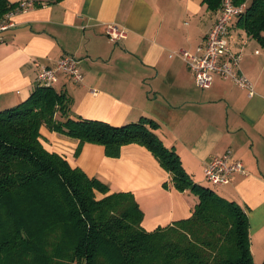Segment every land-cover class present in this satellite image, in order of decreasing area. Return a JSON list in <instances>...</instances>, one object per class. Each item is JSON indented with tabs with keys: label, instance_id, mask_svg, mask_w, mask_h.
Here are the masks:
<instances>
[{
	"label": "crops",
	"instance_id": "obj_1",
	"mask_svg": "<svg viewBox=\"0 0 264 264\" xmlns=\"http://www.w3.org/2000/svg\"><path fill=\"white\" fill-rule=\"evenodd\" d=\"M37 1L0 32V110L29 98L38 84L36 61L52 64L65 54L77 56L83 80L60 72L53 85L70 95L74 115L113 125L143 116L155 119L157 134L177 151L197 183L205 181V165L214 156L230 150L232 159L243 163L246 175L234 172L228 184L218 187L247 212L254 262L263 264L264 44L234 19L230 46L242 53L240 69L255 92L249 95L219 75L202 89L187 62L171 54L180 49L198 53L219 8L209 9L204 0ZM111 22L125 27L127 37L112 41L106 34ZM41 134L48 150L106 183L110 193L132 192L146 230L188 218L199 202L191 190L175 187L170 172L146 146L126 144L118 157H110L103 145L86 142L76 155L77 139L45 125Z\"/></svg>",
	"mask_w": 264,
	"mask_h": 264
},
{
	"label": "trees",
	"instance_id": "obj_2",
	"mask_svg": "<svg viewBox=\"0 0 264 264\" xmlns=\"http://www.w3.org/2000/svg\"><path fill=\"white\" fill-rule=\"evenodd\" d=\"M246 1L237 23L264 44V0H234ZM16 5L0 0V22ZM43 125L77 139L76 155L86 142L103 145L110 157L126 144L146 146L175 187L191 190L199 202L188 218L146 230L134 194L110 193L106 183L48 150ZM158 128L147 116L113 125L74 115L67 92L38 84L25 101L0 110V264H255L245 209L195 182Z\"/></svg>",
	"mask_w": 264,
	"mask_h": 264
},
{
	"label": "built area",
	"instance_id": "obj_3",
	"mask_svg": "<svg viewBox=\"0 0 264 264\" xmlns=\"http://www.w3.org/2000/svg\"><path fill=\"white\" fill-rule=\"evenodd\" d=\"M37 0H21L14 9L0 22V32L13 25L11 18L18 12L27 11L36 5ZM248 2L236 4L234 0H221L219 14L208 30L204 40L198 46V53L180 49L173 54L180 55L193 73L197 86L209 88L216 75L232 80L237 86L246 89L249 95L255 92L253 81L240 69L243 55L231 48L228 39L230 23L245 13ZM106 34L114 42L127 37V29L115 22L106 25ZM259 52V51H257ZM38 67V85L53 86L62 72L75 81L83 80L79 68V59L73 54H65L52 64L36 61ZM205 178L215 186H224L230 182L231 175L239 172L244 175L247 170L240 160L232 159L231 151L212 157L205 165Z\"/></svg>",
	"mask_w": 264,
	"mask_h": 264
},
{
	"label": "rangeland",
	"instance_id": "obj_4",
	"mask_svg": "<svg viewBox=\"0 0 264 264\" xmlns=\"http://www.w3.org/2000/svg\"><path fill=\"white\" fill-rule=\"evenodd\" d=\"M55 87V86H54ZM196 182V181H195ZM199 184H201V185H203V186H206V187H210V188H212L217 194H219L220 196H222L223 197V191H222V189L221 188H219L218 186H215V185H213L212 183H210V182H208L206 179H205V181L203 182V183H199ZM98 197H101V195L100 194H98ZM138 202V201H137ZM139 203V202H138ZM141 208V207H140ZM141 210H142V208H141ZM143 211V210H142Z\"/></svg>",
	"mask_w": 264,
	"mask_h": 264
}]
</instances>
